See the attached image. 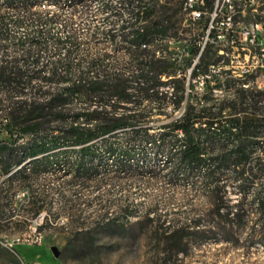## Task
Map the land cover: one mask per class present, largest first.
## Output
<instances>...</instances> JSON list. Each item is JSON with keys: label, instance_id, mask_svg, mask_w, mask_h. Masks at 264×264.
Returning a JSON list of instances; mask_svg holds the SVG:
<instances>
[{"label": "trees", "instance_id": "trees-1", "mask_svg": "<svg viewBox=\"0 0 264 264\" xmlns=\"http://www.w3.org/2000/svg\"><path fill=\"white\" fill-rule=\"evenodd\" d=\"M91 1L102 3L106 11L101 14L126 15L113 11L111 0H0V176L7 177L2 184H27L58 166L65 174L95 173L94 160L105 154L124 172L136 157L152 151L164 158L161 165L173 177L204 191L225 237L233 238L236 225L250 245L264 249V90L245 87L230 71L212 76L210 67L219 66L224 56L207 47L192 77L210 75L206 82L213 86L196 104L185 106L179 119L147 125L150 116L165 115L169 107L175 112L191 97L184 62L154 38L155 31L168 30L152 20L154 10L142 14L152 0H124L132 7L130 21L119 28L82 34L72 29V21L65 23L63 35L54 32L53 26L65 21L63 4ZM41 7L47 9L44 17L34 10ZM141 21L149 23L139 26ZM25 27L29 31L16 39L12 28ZM100 36L111 42L110 50L97 48ZM152 43L161 45L153 49ZM200 50L194 45L190 54L196 57ZM120 136L126 146L116 144ZM73 152L78 161H59ZM229 192L239 194L236 202ZM28 200L29 206L40 202L34 196ZM38 207L34 216L44 208ZM196 227L180 224L169 230L173 249L184 252L198 234Z\"/></svg>", "mask_w": 264, "mask_h": 264}, {"label": "rangeland", "instance_id": "rangeland-1", "mask_svg": "<svg viewBox=\"0 0 264 264\" xmlns=\"http://www.w3.org/2000/svg\"><path fill=\"white\" fill-rule=\"evenodd\" d=\"M124 2L111 0L113 11L126 14L120 16L101 14L106 11L101 2L89 3L90 9L84 3L83 6L63 4L65 21L53 26L54 32L63 35L65 23L72 21L75 22L72 29L82 34L91 33L94 28H119L122 21H130L126 12L132 7ZM180 3L181 0H162L154 9L152 20L168 30L166 33L155 31L154 38L168 45L184 62L182 71L190 78L191 97L175 112L169 107L165 115L154 114L146 119L147 125L153 127L179 119L185 106L196 104L204 90L213 86L203 76L192 77L196 57L190 50L202 41V31L200 26L189 24ZM47 8L51 12L61 9L59 6ZM34 10L43 17L47 13L42 7ZM143 24L141 21L138 25ZM43 27L50 30L49 26ZM27 31L26 27L12 28L16 39ZM95 41L99 43L97 48L110 50L112 47L101 36ZM159 45L152 43L153 49ZM225 48L230 65L221 62L219 67H212L211 75L216 76L221 70H231V74L235 71L234 77L244 80L245 87L264 90L262 72L241 77L248 63L232 57L233 51ZM44 56L49 58L51 53ZM223 91L217 90V96L221 98ZM119 139L116 144L127 145L124 136ZM58 159L76 162L79 155L73 152ZM163 160L161 156L154 157L151 151L148 156L136 157L132 169L119 172L114 158L105 154L101 160L100 157L94 160L99 164L98 171L87 175L65 174L58 166L22 185L19 181L4 185L7 177L0 176V264H264L263 247L250 245L247 233L240 232L236 225L233 238L225 237L204 191L184 177H173L161 165ZM228 194L236 202L239 194ZM28 196L40 202L29 206ZM41 204L44 208L34 216ZM39 215L43 216L38 219L39 223L42 221L38 229L43 235L41 244H15L11 248L9 242L21 234L31 233L32 222ZM180 224L199 226L195 228L198 234L190 237L184 252H177L167 240L169 230ZM207 230H215V234H202Z\"/></svg>", "mask_w": 264, "mask_h": 264}, {"label": "built area", "instance_id": "built-area-1", "mask_svg": "<svg viewBox=\"0 0 264 264\" xmlns=\"http://www.w3.org/2000/svg\"><path fill=\"white\" fill-rule=\"evenodd\" d=\"M161 1H148V5H143V13L154 10ZM85 4L89 5L90 9L89 2ZM83 5L76 4V6ZM180 5L189 24L200 26L202 31V41L198 43L201 50L196 56L192 71H194L201 54L207 47H212L218 55L224 56L221 61L222 64L229 61V64L224 65H230L231 60L228 58L229 54L225 48L228 47L233 51L232 57L239 60L244 59L248 63V69L240 74L241 77L258 71H261L264 76V0H181ZM41 6L44 7V3ZM145 23L146 21H144L143 26ZM148 44L150 43H145L144 49H148ZM161 55L160 52L159 57ZM212 67L216 66L210 67V74ZM191 70L189 75H191ZM233 72V76L237 75L235 71ZM184 75L187 78L186 90L189 93L191 91V88L188 87L190 78L187 77L186 73ZM200 76L202 75L198 77ZM203 77L208 78L211 76ZM39 218L43 219V216L39 215L33 220L31 233L26 232L19 235L16 240L9 242L8 245L13 248L15 244H41L43 235L38 229L42 221L39 223Z\"/></svg>", "mask_w": 264, "mask_h": 264}, {"label": "bare ground", "instance_id": "bare-ground-1", "mask_svg": "<svg viewBox=\"0 0 264 264\" xmlns=\"http://www.w3.org/2000/svg\"><path fill=\"white\" fill-rule=\"evenodd\" d=\"M89 1V0H88ZM134 1V0H133ZM92 2V1H91ZM103 2H104V0H103ZM123 2V1H122ZM133 3V2H132ZM66 4V3H65ZM85 4V3H84ZM101 4V3H100ZM107 5V4H106ZM113 5V4H112ZM133 5H134V3H133ZM142 5V4H141ZM116 6V5H115ZM124 6V5H123ZM138 6V5H137ZM112 8V7H111ZM105 10V9H104ZM108 10V9H107ZM124 10V9H123ZM141 10V9H140ZM132 11V10H131ZM108 13V12H107ZM110 13V12H109ZM126 13H128V11L126 12ZM143 13V12H142Z\"/></svg>", "mask_w": 264, "mask_h": 264}]
</instances>
